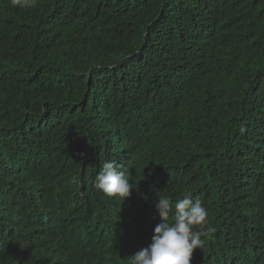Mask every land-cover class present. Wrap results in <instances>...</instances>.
<instances>
[{"label":"trees","instance_id":"trees-1","mask_svg":"<svg viewBox=\"0 0 264 264\" xmlns=\"http://www.w3.org/2000/svg\"><path fill=\"white\" fill-rule=\"evenodd\" d=\"M188 195L191 264H264V0H0V264H129Z\"/></svg>","mask_w":264,"mask_h":264},{"label":"clouds","instance_id":"clouds-1","mask_svg":"<svg viewBox=\"0 0 264 264\" xmlns=\"http://www.w3.org/2000/svg\"><path fill=\"white\" fill-rule=\"evenodd\" d=\"M14 7L33 8L36 0H11ZM132 174L120 168L114 161H105L95 177L94 187L110 197L122 200L131 195L134 188ZM155 208L160 222L155 225L151 242L135 252L129 264H191L195 249L202 248L203 228L208 212L199 199L191 195L173 202L159 198ZM173 216L172 222L169 217ZM199 226L200 230H194ZM214 231V229H208Z\"/></svg>","mask_w":264,"mask_h":264}]
</instances>
